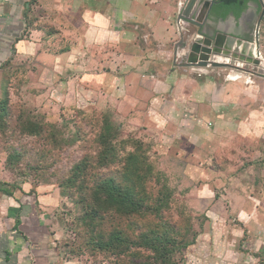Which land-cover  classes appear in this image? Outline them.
<instances>
[{
  "label": "rangeland",
  "instance_id": "rangeland-1",
  "mask_svg": "<svg viewBox=\"0 0 264 264\" xmlns=\"http://www.w3.org/2000/svg\"><path fill=\"white\" fill-rule=\"evenodd\" d=\"M81 12L72 0H32L25 10L24 47L0 66V192L30 185L31 192L40 189L49 198L52 203L43 213L62 258L55 264H156L143 249L130 247L119 257L120 247L109 252L83 241L84 231L92 235L82 228L83 205L92 199L65 181L83 160L95 166V140L107 126L110 134L104 137L118 152L117 162L132 148L144 150L151 170L146 185L151 198L159 200L160 207L150 210L158 218L148 211L134 216L135 221L141 218L152 226L160 219L170 240L190 242L179 245L171 264H256L247 245L258 233L255 224L263 220L253 212L237 219V212L242 198L256 193L253 176L258 172L237 171L243 150L236 140L217 135L196 139V127L183 111L175 114L174 104L187 102L191 86H164L174 70L180 78L204 79L198 68L185 65L193 34L166 47L170 59L156 72L150 55L136 63L131 52L110 41L111 33L105 41L98 39L90 26L81 25ZM258 16L245 21L248 34L242 36L253 40ZM258 33L264 52V16ZM147 48L153 49L150 43ZM253 68L252 76L264 74ZM214 69L213 79L223 78ZM247 206V212L253 211L252 204ZM134 217L111 209L93 233L132 237L138 234ZM132 253L140 257L132 260Z\"/></svg>",
  "mask_w": 264,
  "mask_h": 264
},
{
  "label": "crops",
  "instance_id": "crops-1",
  "mask_svg": "<svg viewBox=\"0 0 264 264\" xmlns=\"http://www.w3.org/2000/svg\"><path fill=\"white\" fill-rule=\"evenodd\" d=\"M31 1L0 0V66L24 47L21 35L25 26V10ZM72 1L76 9H82V26H90V32L103 41L111 33L110 41L116 42L119 50L131 52L130 56L132 60L136 58V63L140 62L139 58L150 55L151 59H155L150 63L156 67V72L168 64L170 53L166 47L170 43L175 46L181 43L186 32L194 34L198 30L196 26V29L191 28L181 17L187 7L190 14H193L190 22L197 24L203 34L221 32L226 35H242L246 29L245 22L240 16L236 18L234 13L232 17L230 12L227 13L225 18L212 13L213 8L221 4L219 0ZM211 1L216 4L207 15ZM213 17L216 19L213 20ZM244 39L252 41L251 37ZM141 42L144 44L143 49V44L138 46ZM149 43L153 49L147 48ZM261 43L259 36L258 47L264 59ZM213 69H197V72L205 75L200 81L197 77L193 80L180 78L177 70H174L166 77L164 86L171 89L174 82H177L179 89L184 85L191 86L193 89L189 92L187 102L174 104L175 114L183 111L190 125L196 127V139L217 135L236 140L243 150V155L238 158L237 171L251 169L258 172L257 176H253L256 193L249 199L242 198L243 206L237 212V219L248 218L253 212L254 218L263 220L258 222V226L255 224L254 231L258 233L248 242L247 247L258 253L256 255L253 252L252 262L264 264V74L252 76L220 69L221 72L217 71L216 74L223 72V78L215 80L211 75ZM51 203L44 192L40 193V189L31 192L30 185L22 186V190H11L8 194L0 192V264H55V261L57 263L62 259L54 247L51 221L43 213L46 208H50ZM247 204H252L253 211H246ZM247 222L246 225L251 226ZM225 262L228 263V260Z\"/></svg>",
  "mask_w": 264,
  "mask_h": 264
},
{
  "label": "trees",
  "instance_id": "trees-1",
  "mask_svg": "<svg viewBox=\"0 0 264 264\" xmlns=\"http://www.w3.org/2000/svg\"><path fill=\"white\" fill-rule=\"evenodd\" d=\"M219 1L221 4L213 8V14L225 18L227 13L233 12L234 16L238 18L244 11L246 4L256 0ZM103 130L105 133L98 136L99 140H95L99 148L95 156L96 167L84 164L85 160H83L71 168L65 181L66 185L86 191L87 195L85 196L92 199V204L83 205L85 208H83L82 228L87 232L90 229L92 234L89 235L84 231L83 241H88L87 244L93 247L97 243L99 247L106 251L109 250V252L114 247H120L121 249L116 254L119 257L125 255L126 251L131 248L143 249L153 254V260L156 261V264H171L173 252L179 248V245L186 247L190 242L185 240V237L178 242H176L177 240H170L166 236L168 229L164 228L165 225L159 221L160 219H157V224L152 226L148 224V221L145 223L141 218L135 221L136 215L139 218V216L149 213L148 211L160 207V204H157L159 203L158 198H151L152 194L146 185L145 174L151 170L149 166H145L147 162L146 156L143 154L145 151L140 152L132 148L133 150L130 153L127 152L125 158L118 163L116 160L118 152L113 143L104 137L110 134V128L106 126ZM114 166L117 167V171L116 168L111 169ZM117 180L122 183L117 182ZM4 193L8 194L9 192L4 191ZM111 209L123 213V215L135 216L132 225L135 229L137 228L138 234L121 238L120 234L105 236L104 234H97V232L93 233L94 228L96 229L102 222L104 214L106 218ZM150 212L154 214V212ZM154 215L158 218V215ZM142 229L146 231L144 232ZM187 230L189 231V227ZM98 236L100 239L96 240ZM138 257L140 256L137 253H132L129 256L132 260H136Z\"/></svg>",
  "mask_w": 264,
  "mask_h": 264
},
{
  "label": "water",
  "instance_id": "water-1",
  "mask_svg": "<svg viewBox=\"0 0 264 264\" xmlns=\"http://www.w3.org/2000/svg\"><path fill=\"white\" fill-rule=\"evenodd\" d=\"M215 4V1L209 2L207 15L209 14L211 7ZM257 4L261 8V13L255 23L252 41L245 40L241 37V35L236 34L226 35L225 33L221 32H216L212 35H210L209 33L203 34L197 24L190 22L192 21L191 16L193 14H190V9L189 7H187L182 13L181 17L185 19L188 24H190L191 28H197L198 30L197 32L193 30L194 34L191 33V31L185 33V37H188L187 34L189 33L193 34L189 37L190 43L188 47V57L185 65L198 69H206L207 67H210L222 70H234L244 72L249 75H254L252 70H255L257 68L253 67H260L258 68V71H260V69L264 65V60L258 47V31L260 21L264 16V2L263 0H257ZM249 6L251 5L249 4ZM244 16L245 14L243 12L240 17L244 18ZM215 19L216 18H214L213 20ZM223 21L224 20H221V22ZM185 37L182 39V41H184V39L186 41ZM197 53H204L205 56H203L202 54H198V56H196ZM223 58H227L230 61H223ZM246 65H249L251 67H248Z\"/></svg>",
  "mask_w": 264,
  "mask_h": 264
},
{
  "label": "flooded vegetation",
  "instance_id": "flooded-vegetation-1",
  "mask_svg": "<svg viewBox=\"0 0 264 264\" xmlns=\"http://www.w3.org/2000/svg\"><path fill=\"white\" fill-rule=\"evenodd\" d=\"M257 1V0H256ZM249 4L251 5V6H249ZM244 14H245V16H244V18H241L240 17V19H242L244 22L245 21H252V19L254 20L255 18H256V15L259 13V16H260V13H261V10H260V7L258 6V4H255V1L254 2H248L247 4H246V7H245V9H244ZM242 12V13H243ZM241 13V14H242ZM231 16L233 15V12H230L229 13ZM241 16V15H240ZM258 16V17H259ZM214 18H216V17H214ZM241 23V22H240ZM242 33H243V35L245 34V33H247V31H246V29L244 30V32L242 31ZM241 37L244 39V36H242L241 35Z\"/></svg>",
  "mask_w": 264,
  "mask_h": 264
},
{
  "label": "bare ground",
  "instance_id": "bare-ground-1",
  "mask_svg": "<svg viewBox=\"0 0 264 264\" xmlns=\"http://www.w3.org/2000/svg\"><path fill=\"white\" fill-rule=\"evenodd\" d=\"M264 1V0H263ZM199 45V44H198ZM200 46V45H199ZM199 53H197V55H198ZM201 54H203L204 56H205V54L204 53H201ZM201 54H199V55H201ZM196 55V56H197ZM226 59V58H225ZM224 58H223V61H226ZM227 61H230L229 59H227ZM240 63V62H239ZM258 68H260V67H258ZM232 71H234V70H232ZM235 78V77H234Z\"/></svg>",
  "mask_w": 264,
  "mask_h": 264
},
{
  "label": "built area",
  "instance_id": "built-area-1",
  "mask_svg": "<svg viewBox=\"0 0 264 264\" xmlns=\"http://www.w3.org/2000/svg\"><path fill=\"white\" fill-rule=\"evenodd\" d=\"M260 60H262V59H260ZM263 63H264V62H263ZM263 67H264V65H263ZM263 67L260 69V71H262V69H264ZM259 74H260V73H259Z\"/></svg>",
  "mask_w": 264,
  "mask_h": 264
}]
</instances>
